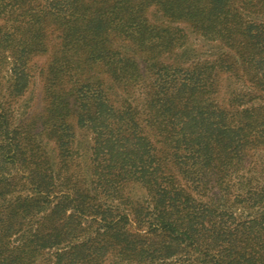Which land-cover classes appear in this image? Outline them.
I'll list each match as a JSON object with an SVG mask.
<instances>
[{
  "label": "trees",
  "instance_id": "16d2710c",
  "mask_svg": "<svg viewBox=\"0 0 264 264\" xmlns=\"http://www.w3.org/2000/svg\"><path fill=\"white\" fill-rule=\"evenodd\" d=\"M0 264H264V0H0Z\"/></svg>",
  "mask_w": 264,
  "mask_h": 264
},
{
  "label": "rangeland",
  "instance_id": "374dc122",
  "mask_svg": "<svg viewBox=\"0 0 264 264\" xmlns=\"http://www.w3.org/2000/svg\"><path fill=\"white\" fill-rule=\"evenodd\" d=\"M45 60H46L45 56H39L35 58L32 62V68H31L32 79L29 89L27 90L25 96L26 99H28L30 105L29 115L36 116L37 114H39L45 104L42 99V81L39 75V70L44 65ZM77 140L82 152H84L86 138L83 136L82 133L77 132Z\"/></svg>",
  "mask_w": 264,
  "mask_h": 264
}]
</instances>
